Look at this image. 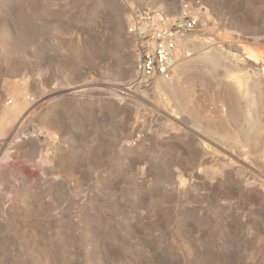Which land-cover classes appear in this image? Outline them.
<instances>
[{
    "label": "rangeland",
    "instance_id": "rangeland-1",
    "mask_svg": "<svg viewBox=\"0 0 264 264\" xmlns=\"http://www.w3.org/2000/svg\"><path fill=\"white\" fill-rule=\"evenodd\" d=\"M185 9L125 96L135 12ZM263 71L264 0H0V264H264Z\"/></svg>",
    "mask_w": 264,
    "mask_h": 264
},
{
    "label": "built area",
    "instance_id": "built-area-1",
    "mask_svg": "<svg viewBox=\"0 0 264 264\" xmlns=\"http://www.w3.org/2000/svg\"><path fill=\"white\" fill-rule=\"evenodd\" d=\"M200 12L185 11L172 18L154 11H137L128 32L137 40L139 53L135 76L122 85L125 96L150 89L158 78L170 80L177 63V54L189 34L207 25Z\"/></svg>",
    "mask_w": 264,
    "mask_h": 264
},
{
    "label": "bare ground",
    "instance_id": "bare-ground-1",
    "mask_svg": "<svg viewBox=\"0 0 264 264\" xmlns=\"http://www.w3.org/2000/svg\"><path fill=\"white\" fill-rule=\"evenodd\" d=\"M243 50H244L245 55L247 57L252 58V59H255L257 61L260 60V56L258 55V53L255 50H253L251 48H244ZM263 74H264V71H263Z\"/></svg>",
    "mask_w": 264,
    "mask_h": 264
}]
</instances>
